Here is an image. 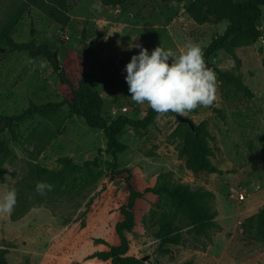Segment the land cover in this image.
Returning a JSON list of instances; mask_svg holds the SVG:
<instances>
[{
    "label": "rangeland",
    "instance_id": "obj_1",
    "mask_svg": "<svg viewBox=\"0 0 264 264\" xmlns=\"http://www.w3.org/2000/svg\"><path fill=\"white\" fill-rule=\"evenodd\" d=\"M109 1L0 0V194H18L13 213L0 217V258L114 264L95 254L121 244L130 181L143 197L126 231L128 255L144 264H264V242L243 227L264 209V7L255 40H233L206 61L218 99L187 117L208 131L201 139L217 171L195 172L194 138L173 114L146 129L127 126L118 140L128 149L114 156L105 131L71 105L83 88L92 115L143 120L150 107L131 100L125 81L135 45L176 51L191 40L205 52L227 28L219 16L250 0ZM37 182L53 190L39 195Z\"/></svg>",
    "mask_w": 264,
    "mask_h": 264
},
{
    "label": "clouds",
    "instance_id": "obj_2",
    "mask_svg": "<svg viewBox=\"0 0 264 264\" xmlns=\"http://www.w3.org/2000/svg\"><path fill=\"white\" fill-rule=\"evenodd\" d=\"M135 47L140 49L139 53L125 66V81L134 103H146L157 119L165 118L169 113L173 118L187 117L198 108L215 106L219 82L199 43L189 40L176 51L161 45L151 52L138 44ZM53 187L46 182H37L35 190L43 196ZM17 195L14 187L0 194V217L13 213Z\"/></svg>",
    "mask_w": 264,
    "mask_h": 264
},
{
    "label": "trees",
    "instance_id": "obj_3",
    "mask_svg": "<svg viewBox=\"0 0 264 264\" xmlns=\"http://www.w3.org/2000/svg\"><path fill=\"white\" fill-rule=\"evenodd\" d=\"M112 3H119L120 0H112ZM169 1V0H162ZM106 3H109V0H105ZM262 7H264V0H250V1H239L235 3L234 7L228 10L225 14L220 15L221 20H226L228 22L227 28L222 36L217 38L204 52L205 60L208 61L213 54L219 50L225 49L229 43L235 40V44H246L250 43L257 37L256 26L260 21L262 16ZM234 44V45H235ZM29 50L33 55L37 54L34 46H23ZM55 64H57V59L53 58ZM65 81L68 82L66 79ZM69 83V82H68ZM70 84V83H69ZM77 102H74L71 105L72 112L83 116L86 121L92 126H100L106 133L109 139V147L113 150L114 156L118 153L125 152L128 148L125 144L118 140V135L128 126L135 129L141 130L148 128L151 124L154 123L156 119V113L150 108L146 114V117L143 120H132L127 117H122L116 122L109 123L100 113L92 115L86 106L85 95L83 88H79L76 91ZM29 113V112H27ZM182 127H185L188 137L194 138V144L197 149V153L193 154L191 157L195 159L193 164V170L195 172L199 171H217V169L206 159L209 148H207L206 143L201 139V134H208V131H205L202 127L195 125V130L193 131L188 124H181ZM1 145V143H0ZM74 171L82 170V166L71 165L70 166ZM39 173L48 172L39 168ZM51 173V172H49ZM130 177V176H129ZM128 187L130 191V197L128 203L122 207L121 212L124 216V220L117 224V233L121 239V244L118 246H111L108 251H103L95 254V257L100 259L112 260L114 264H144L143 259L136 258L134 256L128 255L129 242L126 236V231L133 229L135 225V215L133 208L138 199L143 197V193L137 191L130 181H128ZM180 196H191L188 198V201H192L193 198L201 199V194L197 193H188L187 191L179 192ZM212 196V194H211ZM204 208V206H202ZM191 213L194 217H198L200 213L199 210L190 204ZM193 211V212H192ZM209 217V216H208ZM168 221H172L171 218ZM244 234L248 237L264 242V209L260 213L245 220L244 224ZM167 233L164 236H168L170 230L166 231ZM0 264H8L7 261L1 257Z\"/></svg>",
    "mask_w": 264,
    "mask_h": 264
},
{
    "label": "built area",
    "instance_id": "obj_4",
    "mask_svg": "<svg viewBox=\"0 0 264 264\" xmlns=\"http://www.w3.org/2000/svg\"><path fill=\"white\" fill-rule=\"evenodd\" d=\"M253 188H254V191L257 192L261 189V185L258 184L256 186H254ZM248 195H249V193L246 190H243V191L237 193V195L233 196V197L236 198V200H238L239 202H244L247 199Z\"/></svg>",
    "mask_w": 264,
    "mask_h": 264
},
{
    "label": "water",
    "instance_id": "obj_5",
    "mask_svg": "<svg viewBox=\"0 0 264 264\" xmlns=\"http://www.w3.org/2000/svg\"><path fill=\"white\" fill-rule=\"evenodd\" d=\"M176 118H177V120L179 121L180 124H188L193 131L195 130V124L188 117H179V116H177Z\"/></svg>",
    "mask_w": 264,
    "mask_h": 264
}]
</instances>
